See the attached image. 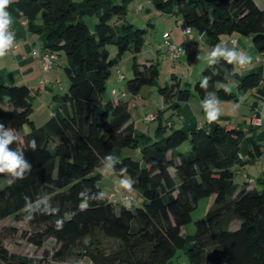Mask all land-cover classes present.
<instances>
[{
  "label": "trees",
  "instance_id": "1",
  "mask_svg": "<svg viewBox=\"0 0 264 264\" xmlns=\"http://www.w3.org/2000/svg\"><path fill=\"white\" fill-rule=\"evenodd\" d=\"M130 1L13 0L8 7L32 32L45 33L43 51L65 57L69 89L55 97L59 107L54 114L37 124L32 118V89L25 84L0 85V123L21 138L11 147L23 149L33 166L25 180L11 187L0 175V221H23L24 196L34 200L47 193L59 206V216L65 217L63 230L54 227L57 216L37 215L28 223L35 227L27 237L30 243L41 248L53 238L59 245L49 261L45 257L38 264H80L84 258L91 264H172L179 249L191 264H264V172L255 179L246 176L247 184L241 186L235 171L264 154L262 143L250 138L244 159L241 148L249 130L243 127L206 120L187 132L168 125L193 93L203 99L199 82L205 76L210 82L207 91L221 101H238L240 93L259 87L263 77L240 71L231 76L233 65L221 61L204 67L193 88L176 75L160 85L159 61L140 59L148 31L127 21ZM144 4L198 30L209 45L240 34L250 37L257 52L264 54V8L255 0H144L137 12ZM88 16L97 17L93 29ZM108 45L117 47L115 57ZM126 52L133 56L127 91L138 96L145 86L158 85L166 103L156 114L153 135L135 129L129 98L113 90L112 98L106 97L112 69ZM228 83L236 90L225 92L222 86ZM32 139L37 141L35 151L28 147ZM185 143L190 147L181 151ZM135 147L141 149L139 160L124 152ZM110 153L121 161L117 168L127 166L143 203L129 211L120 200L106 196L81 212L77 194L84 187L102 190L96 170ZM204 198H213L211 207L195 222V233L184 234L183 227L193 221ZM235 220L240 224L232 230ZM0 264L35 263L1 243Z\"/></svg>",
  "mask_w": 264,
  "mask_h": 264
},
{
  "label": "crops",
  "instance_id": "2",
  "mask_svg": "<svg viewBox=\"0 0 264 264\" xmlns=\"http://www.w3.org/2000/svg\"><path fill=\"white\" fill-rule=\"evenodd\" d=\"M143 2L144 0L138 3L137 9L139 8L140 4ZM142 10L149 11L154 9L152 8L151 4L150 5L144 4ZM7 11L10 13V15L13 18L11 30L15 33V46L13 47L12 50L8 52V54L5 57L0 58V85L3 83H10V84H25L29 86L32 89V91L36 94V98L34 100V105L36 103V105L34 106V113L39 114V117L42 120L48 119L50 116L54 114V112L59 107V103L56 101L55 97L58 95L65 94L69 89V81L65 72L66 60H63V58L59 56L58 60L54 62L53 67L49 71L45 72L43 70V62L41 56L33 54L34 49L43 51V47L46 40L45 33L40 34V33L32 32L28 28L26 21L16 17L9 9H7ZM175 18L177 22L176 29L174 30L169 29L166 30L165 32H170L171 40H173L177 44L180 45L187 44L188 50L183 54H181L178 59H180L181 57H185L187 59V62L191 64L192 74L190 72L191 75H189L190 78L188 80L190 81L191 79L199 78L201 73L198 74L197 71H199L201 66L203 69L204 67L207 66V63L203 59V57L209 51H211L215 45L207 44L203 38V34H201L196 29H192L190 33L185 34L183 32L184 22L182 20H179L177 17ZM249 38L250 37L244 38L240 34H232L231 36L224 37L223 41L225 42L227 47L239 48L253 57V65L250 68L240 70V72L258 73L263 77V82L259 87L239 94L238 101L236 102L240 101L241 96L246 97L244 99L245 100L244 104L249 108L248 110L239 112V116L237 118L231 116L230 113L223 110V114L220 116L219 121L225 124L226 123H232L233 125L237 124V127H243L244 129L249 130L250 134L247 135L246 138L247 140L253 138L257 141L261 140L264 143V123L261 126H255L251 123V118L253 117V115H255L258 109L261 108V105L264 104V54H260L259 52H257L253 44L249 43ZM233 40H237V43L234 44ZM202 44L204 46H202ZM150 51L152 52L151 49ZM198 56H200L201 58L197 59ZM151 59L154 58L151 57ZM170 59L172 60V58ZM195 69L197 70L196 75H195ZM170 72L177 76L179 72V68L176 67V64L173 63ZM111 90L118 92V89H116L114 86L111 87ZM120 93L123 96H125V98L130 99L129 110L132 116L131 122L133 123L137 131L140 123L150 125L153 122L152 121L151 123H146L143 119L145 115L147 114L156 115L159 109L165 107L166 105L164 98L162 97L163 98L162 107H160L156 112L150 110L149 106L147 105L142 106L141 104L140 105L136 104L137 101L141 103V101L145 98V96L142 93H140L138 96H131V94L127 91V88H125L124 91H122L121 89ZM200 102L201 101L199 97L195 93H193L190 100L182 104V106L179 109V112L177 113V115L174 116L173 120H170L168 122V125L181 127L184 131L187 132L191 131L196 127H200L204 125L206 123V118H205V113L201 108ZM229 102L230 101H222L221 104L222 109H224L223 106L227 107ZM241 118L244 119L245 122L244 126H241L239 120H237V123L234 124V121L236 119H241ZM154 133L155 130L153 134ZM262 147H264V145ZM248 148L249 145L244 148L246 153L248 152ZM124 152H128V150L126 149L124 150ZM241 168L242 166L238 167V169ZM246 176L253 178V176L244 173L243 177ZM117 189L119 190V188Z\"/></svg>",
  "mask_w": 264,
  "mask_h": 264
},
{
  "label": "rangeland",
  "instance_id": "3",
  "mask_svg": "<svg viewBox=\"0 0 264 264\" xmlns=\"http://www.w3.org/2000/svg\"><path fill=\"white\" fill-rule=\"evenodd\" d=\"M78 1V0H77ZM81 1V0H79ZM142 0H132L128 3V13H127V21L132 22L136 27L147 29L148 33L146 36V42L144 44V54L141 55L140 59L144 61L146 58L153 57L154 60L159 61V69H160V85H164L172 81L173 73L170 72L173 63L176 64V67L179 68V72L177 74V79L182 80V82H189V87L193 88L195 79L189 80V75L192 74L191 70V64L187 62V59L185 57H181L178 60L172 61L170 59V55L167 51V46L164 41V34L166 30H174L176 29L177 22L176 18L173 16H169L167 14H158L154 10H142L140 12H137V5ZM259 6L264 8V0H255ZM148 5V4H147ZM88 25L93 29L95 23L97 22L96 16H88L86 17ZM152 22V23H151ZM181 24V23H180ZM242 37L246 38L247 36ZM249 43H252V39L249 38ZM202 46H204L202 44ZM108 50L110 51L111 57H115L118 53V49L115 45H108ZM152 50V52L150 51ZM255 51V50H254ZM63 60H65V57H62ZM132 64H133V56L130 52H126L122 58L121 63L118 66H115L112 69V74L108 80V91L106 93L107 98H112L111 95V87L114 86L116 89H118V92L122 89V91L126 88V82L129 80L132 75ZM195 66V65H194ZM195 69V75L198 72L201 73L203 71L202 66L200 67L199 71ZM191 72V74H190ZM123 73L125 75V80L120 81L118 80L120 74ZM194 78V77H193ZM227 86L230 88V90H236V86L234 83H228ZM158 85H152V86H145L142 89V94L145 96V98L140 102H136V104H141L142 106L147 105L149 106L150 110L158 111L160 107H162L163 98L158 90ZM244 95V94H241ZM242 97V96H241ZM240 97V98H241ZM5 100V97H2V102ZM237 103L230 101L228 103L227 107L223 106V110L230 113L231 116H234L237 118L239 116V112H243L244 110H248L249 108L244 104L245 100L243 101L242 106L238 111H233V105ZM36 105V103H35ZM34 105V106H35ZM247 112V111H246ZM32 118L36 120L37 124H43L47 119L42 120L39 117V114L33 113ZM237 120L241 123V126L245 125L244 119H236L234 121V124L237 123ZM158 125L157 120H153V122L150 125H146L143 123H140L138 126V132H147L149 134H153L155 128ZM237 126V124L235 125ZM151 128V129H150ZM26 130L28 128L26 127ZM250 133H248L249 135ZM260 143H263V141H259ZM248 140L245 139V141L242 144L241 153L243 154V158L248 157V152H245V147L248 146ZM189 143H185L179 149L181 151H186L187 148H189ZM264 148V147H263ZM128 152H125L126 154H129L135 159H141V149L140 147L135 148H128ZM245 156V157H244ZM236 181L243 186L246 183L245 177H243L244 173L253 176V178H257L261 176L264 172V154L257 158L256 160H253L249 163H245L241 169H236ZM96 172L101 174V167L99 166L96 170ZM118 176H105L101 174V178L98 180V183L102 187V190L106 193L107 197H111L114 201H118L121 199L122 190H118L116 186V180L118 179ZM255 182L249 184V186H254ZM115 191V195L112 196V192ZM128 196L130 198H133L136 200L134 203V206L139 205L141 206L143 203V197L141 194L135 190L132 193H129ZM213 203V198H204L200 200L198 207L194 210L192 216L193 221L190 222L188 225L183 227L182 232L184 234H193L196 231V221L200 218L204 217L206 212L209 210ZM240 224V221L235 220L231 226L230 229L234 230L236 229ZM13 229H17V232H14ZM35 231V227L30 226L28 223H24L23 221H17L14 217H9L3 221H0V244L3 243L5 246L10 248L13 251H18L23 254L29 255L34 259V263L38 264L41 260H44L45 257L47 259L45 261H49L53 255V253L58 249L59 245L56 243L55 239L50 238L48 239L43 247H37L36 245L30 243L28 241V236L31 235ZM80 264H91L90 261L87 258L81 259ZM172 264H191L189 260V256L182 251L181 249L177 250L176 256L172 260Z\"/></svg>",
  "mask_w": 264,
  "mask_h": 264
},
{
  "label": "clouds",
  "instance_id": "4",
  "mask_svg": "<svg viewBox=\"0 0 264 264\" xmlns=\"http://www.w3.org/2000/svg\"><path fill=\"white\" fill-rule=\"evenodd\" d=\"M13 0H0V58L5 57L15 46V33L11 30L13 18L7 11ZM187 31H191L187 29ZM201 57L198 56L197 59ZM203 59L208 66H216L223 61L226 64L233 65L231 76L238 74L240 70L250 68L253 65V57L247 52L233 47L229 48L225 42L221 40L211 51H209ZM209 77L205 76L199 86L204 90L205 95L201 100V108L205 113L208 123H216L223 114L221 107L222 101L214 94L209 93ZM223 90L230 93V88L223 85ZM246 97H241L240 101L233 105V111H238ZM260 111L261 123H264V104L261 105ZM146 117L145 119H150ZM20 137L15 134L11 128H5L0 123V175L6 176L5 183L11 187L17 181H22L32 171V164L25 158L24 150L13 149L11 145L18 143ZM28 147L35 151L37 149V141L35 139L28 141ZM170 151V150H169ZM121 161L114 154L105 155L100 161L101 174L105 176H118L116 186L122 190L120 205L125 210H132L135 201L129 198L128 194L135 191L134 184L136 181L128 174L127 166L117 168ZM79 204L78 208L81 212L89 209L91 202H100L106 199V193L103 190L93 191L92 188L84 187L77 194ZM25 203L23 207V222L29 223L36 218L37 215L57 216L54 221V227L57 231L63 230L65 217L59 216V206H54L50 196L47 193L37 195L33 200L29 196L23 197Z\"/></svg>",
  "mask_w": 264,
  "mask_h": 264
},
{
  "label": "built area",
  "instance_id": "5",
  "mask_svg": "<svg viewBox=\"0 0 264 264\" xmlns=\"http://www.w3.org/2000/svg\"><path fill=\"white\" fill-rule=\"evenodd\" d=\"M142 8V5L139 6V9ZM187 29L192 30L187 24L183 25V32L185 34L190 33L191 31H187ZM164 39H165V43L167 46V51L170 55V58L176 60L180 57L181 54H183L184 52H186L187 50V44H177L176 42H174L173 40H171V34L170 33H165L164 34ZM233 43L236 44L237 40H233ZM33 54L34 55H39L42 58V62H43V70L45 72L49 71L52 67L53 64L56 60H58V55L54 52H50V51H40L38 49H34L33 50ZM123 74H121L119 76V80L121 81L123 79ZM151 117L150 119H145L146 117ZM144 121L146 123H151L153 120L156 119V115L155 114H147L144 116ZM261 121V116H260V111H257L255 115H253V117L251 118V123L255 126H261L263 125V123L260 122ZM115 191L112 192V196L115 195ZM130 198V196H129ZM133 199V198H132ZM135 202L136 200L133 199Z\"/></svg>",
  "mask_w": 264,
  "mask_h": 264
}]
</instances>
